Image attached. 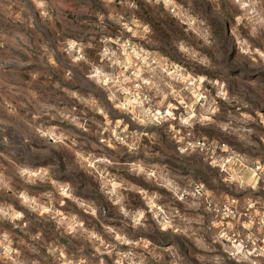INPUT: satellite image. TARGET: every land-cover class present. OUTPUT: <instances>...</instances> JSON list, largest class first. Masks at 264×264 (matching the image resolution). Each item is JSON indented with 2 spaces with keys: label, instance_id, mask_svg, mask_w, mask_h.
I'll use <instances>...</instances> for the list:
<instances>
[{
  "label": "rangeland",
  "instance_id": "obj_1",
  "mask_svg": "<svg viewBox=\"0 0 264 264\" xmlns=\"http://www.w3.org/2000/svg\"><path fill=\"white\" fill-rule=\"evenodd\" d=\"M254 7L0 0V264H264Z\"/></svg>",
  "mask_w": 264,
  "mask_h": 264
},
{
  "label": "clouds",
  "instance_id": "obj_2",
  "mask_svg": "<svg viewBox=\"0 0 264 264\" xmlns=\"http://www.w3.org/2000/svg\"><path fill=\"white\" fill-rule=\"evenodd\" d=\"M233 2L239 6V9L242 12V15L237 16V20L240 22H243L244 20H247L249 17L254 15L256 11L254 5L260 3V0H233ZM38 6L41 8L44 7V0H38ZM43 14L46 15V13H43ZM251 34L253 36H256L255 31H253ZM169 115H171V113H169ZM181 123L187 124L188 120L182 119ZM137 167L139 169V172L143 173L145 171L143 167H139V166ZM148 175L151 176L153 175V173L149 172ZM137 223H139V221H137ZM236 247L238 251H243L242 245H237ZM259 254L264 255V251L260 252ZM244 258L247 259V256L245 255ZM253 264H255V262H253Z\"/></svg>",
  "mask_w": 264,
  "mask_h": 264
},
{
  "label": "crops",
  "instance_id": "obj_3",
  "mask_svg": "<svg viewBox=\"0 0 264 264\" xmlns=\"http://www.w3.org/2000/svg\"><path fill=\"white\" fill-rule=\"evenodd\" d=\"M250 216L251 217H256V214L255 215H252V214H250ZM245 226H247L246 228H247V230H249L250 231V234H258L259 236L258 237H260V236H264V230L263 229H260V228H258V226H250V224H246Z\"/></svg>",
  "mask_w": 264,
  "mask_h": 264
}]
</instances>
